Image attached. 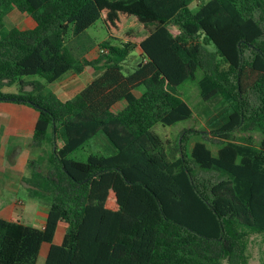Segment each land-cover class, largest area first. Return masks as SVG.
Instances as JSON below:
<instances>
[{"label":"trees","instance_id":"obj_1","mask_svg":"<svg viewBox=\"0 0 264 264\" xmlns=\"http://www.w3.org/2000/svg\"><path fill=\"white\" fill-rule=\"evenodd\" d=\"M193 1L0 0V101L34 108L32 145H50L45 169L29 159L22 178L47 203L44 224L0 218V264H38L43 244L42 264H246L249 236L264 234V0ZM12 8L34 26L6 27ZM87 67L98 73L73 96L50 88ZM188 80L220 102L215 152L186 145L192 128L173 143L157 132L192 117L177 89ZM14 83L32 88L3 91ZM99 135L106 154L72 155Z\"/></svg>","mask_w":264,"mask_h":264},{"label":"rangeland","instance_id":"obj_2","mask_svg":"<svg viewBox=\"0 0 264 264\" xmlns=\"http://www.w3.org/2000/svg\"><path fill=\"white\" fill-rule=\"evenodd\" d=\"M200 0H194L191 3V6L194 7ZM14 15H5L4 16V22L6 27L11 26H22L26 27L28 26L27 22V16L24 14H21L16 10L13 9L11 11ZM10 13V14H11ZM88 34L94 37L97 43L102 42L106 37V31L103 28V25L101 24V21H97L93 26L88 28L87 30ZM100 47H96L95 50H92L87 56L88 58L92 59L97 57L98 52L100 51ZM138 53L133 52L130 54L128 60H126L123 63V71L125 73L131 72L135 66V64L138 61ZM94 72V70L91 67H87L85 69V72H83L81 75H76L73 72H69V75L65 78H61L56 82L55 85L50 86L53 90H63L66 92L69 96H73L79 89L82 88V86L85 83V80L87 76L91 75ZM34 79L40 80L42 83H44V80L39 75H32V76H24V81H32ZM32 86L30 85H24L20 88V85L18 83H14L11 86H7L3 88L4 92H18L23 89H31ZM48 88V87H47ZM46 89V88H45ZM178 91L182 94L183 99L189 104V106L192 108V117L180 122L175 123L174 125L170 126L169 128H165L162 126H158V131L156 128V131L159 132V134L163 137L164 140L170 141V143H173L178 136L182 133L184 129L192 128L195 131L192 132L189 135V140L187 141L186 145L191 146L193 142L196 140L203 139L206 141L208 146L215 152L217 148V143L219 140L213 139L212 135L208 133V121L210 117L217 112V110L220 108V102H210L202 100L197 86L195 82L193 81H186L180 85L177 86ZM136 94H139V91H136ZM123 106V102L117 103L113 111L117 112L120 110ZM249 134L253 136V141L255 143H258L260 139V133L259 131L249 132L245 130H236L232 133V136L234 139L239 140L240 137H246ZM210 139H213L210 140ZM215 142V143H213ZM56 144L60 145L61 140L57 139ZM50 149L49 144H44L40 147L33 148L32 152L30 153L32 155L29 156L31 159L38 160V166L37 168L45 169L47 165V155ZM107 141L102 136L99 135L96 138L90 140L87 145H85L82 149H79L75 151L72 155L84 159L86 155L89 152H101L105 153L107 151ZM15 154V153H14ZM14 154L11 156L12 159L14 158ZM7 159H11L7 155ZM17 197L22 199L24 201L23 206V219L22 220L25 224L32 225L34 227H39L40 221H42V218L44 217V214L47 210V203L42 198H37L30 196V193L27 191V188L25 186H22L21 189L18 191ZM10 196H13L14 193H1L0 192V199L2 198H9ZM18 202V203H23ZM1 203V202H0ZM22 207V205H20ZM59 235L60 230H57V234L54 237L53 243L57 244L59 243ZM246 264H261L262 260L264 259V234L263 233H253L249 236L247 245H246ZM43 254L41 253L38 257V264L43 263ZM222 264H227V260L224 259Z\"/></svg>","mask_w":264,"mask_h":264},{"label":"crops","instance_id":"obj_3","mask_svg":"<svg viewBox=\"0 0 264 264\" xmlns=\"http://www.w3.org/2000/svg\"><path fill=\"white\" fill-rule=\"evenodd\" d=\"M13 9L15 8H12L7 14L14 15L11 13ZM21 14L27 16L28 26L22 27L16 25V27L21 29L32 28L35 24L34 21L26 13H20V15ZM137 62H139V59ZM97 73L98 71L94 70V72L87 77H93ZM68 75L69 73H66L61 78L63 79ZM37 115V111L26 104L12 101H0V192L8 194L14 193L13 196L9 195V198H2L1 196L0 218L23 222L20 219H23V208L25 205L23 206L24 201L18 198L16 193H18L22 186L26 187L22 178L27 174L26 164L27 161L32 158L30 153L33 148H35L32 145V136ZM13 154L14 158L12 159L11 156ZM7 155L11 157V159H7ZM29 156H31V158ZM22 201L23 203H18ZM20 205H22V207H20ZM45 216L46 213L42 221H40L39 227L43 226ZM57 230H60L58 239L61 242L64 229L58 227ZM57 230L55 235L57 234ZM46 248L47 245L43 244L40 251V254L42 253L43 256L45 255Z\"/></svg>","mask_w":264,"mask_h":264}]
</instances>
